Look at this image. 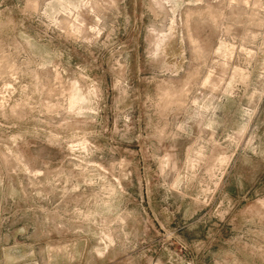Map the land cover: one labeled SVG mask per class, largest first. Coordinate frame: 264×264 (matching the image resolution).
<instances>
[{
	"label": "rangeland",
	"instance_id": "1",
	"mask_svg": "<svg viewBox=\"0 0 264 264\" xmlns=\"http://www.w3.org/2000/svg\"><path fill=\"white\" fill-rule=\"evenodd\" d=\"M0 264H264V0H0Z\"/></svg>",
	"mask_w": 264,
	"mask_h": 264
}]
</instances>
